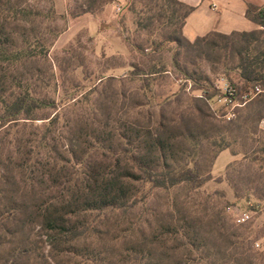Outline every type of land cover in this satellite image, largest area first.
<instances>
[{"label": "trees", "instance_id": "obj_1", "mask_svg": "<svg viewBox=\"0 0 264 264\" xmlns=\"http://www.w3.org/2000/svg\"><path fill=\"white\" fill-rule=\"evenodd\" d=\"M43 1L0 0V133L23 131L21 136H12L13 151L8 148L5 158L6 149L0 150V164L8 172L2 176L8 189H0V264H98V255L113 257L99 229L108 232L110 221L138 206V197L144 200L156 189L178 186L196 191L214 180L213 166L222 151L237 152L222 143L223 127L215 121L235 123L243 130L252 117L264 120V92L238 109L235 119L218 118L210 101L219 92L200 65L223 63L239 94L264 89V6L247 7L256 30L212 32L190 41L184 36V26L192 7L178 0H129L128 11L141 38L139 42L126 39L133 60L129 71L120 78L103 77L102 88L84 93L75 83L56 98L42 95L37 75L28 71L19 75L20 68L35 64L38 58L50 64L48 48L32 38L35 25L54 13V7L46 12L37 5ZM73 2L67 10L71 17L93 15L105 20L116 0ZM119 24L124 29L122 20ZM167 53L176 72L192 83V90L204 91L202 97L188 93V86L179 83L177 90L157 92L158 81L172 74L164 61ZM126 78L140 79V87L127 89ZM244 109L248 116L239 114ZM246 131L254 134L251 128ZM204 142L218 148L207 168L201 166L206 160L201 152ZM41 152L43 157H39ZM14 154L22 157L14 159ZM58 162L71 168L57 167ZM17 169L32 176L30 191L21 187ZM202 169H207L205 175ZM136 183L142 185L141 190ZM234 194L241 197L236 190ZM216 223L222 229L225 226L220 216ZM199 224L193 217L181 216V236L189 238L191 246L197 238L206 239ZM93 238L100 248L95 257V252L88 255ZM140 247L137 244L134 254L127 253L135 262Z\"/></svg>", "mask_w": 264, "mask_h": 264}, {"label": "rangeland", "instance_id": "obj_2", "mask_svg": "<svg viewBox=\"0 0 264 264\" xmlns=\"http://www.w3.org/2000/svg\"><path fill=\"white\" fill-rule=\"evenodd\" d=\"M128 1L116 0L115 4L122 5L121 10L112 21L107 22L111 15L110 8L109 16L101 20L99 27H96L92 20L73 18L67 13L69 3L74 5L73 0H54V2L45 0L37 4L46 12L54 7L52 15L43 23L35 25L36 31L32 36L48 48L47 58L52 66L50 67L46 58H38L35 64H27L25 69L20 68V77L24 71L32 72L39 77L36 83L40 86L38 89L42 95L49 93L51 97L56 98L63 93V90H72V85L75 83L84 93L94 87L102 88L100 79L103 77H123L133 61L126 39L131 38L138 42L141 39L136 35L134 15L128 11ZM64 7H67V10ZM120 20L123 21L124 29L119 24ZM22 40L23 37H20L19 45L23 43ZM262 40L264 41V33ZM262 47L264 48V45ZM170 57L171 55L167 53L164 61L172 74L158 81L159 86H156V89L159 94L167 93L171 87L177 90L178 83L187 85L188 88L192 85L191 82L184 81L172 67ZM200 65L214 83L221 75H227L223 63L211 61ZM62 75L64 79L61 78ZM231 75L238 83L236 74ZM130 80L131 78H126L127 89L140 87V79ZM191 92L193 90L188 91ZM197 94L200 92L197 91L195 95ZM213 104L214 109H221L217 100H214ZM239 114L249 115L245 109L240 110ZM252 118L243 130H241L242 126H236L235 123L231 126L214 122L223 127L225 141L222 143H229L234 150L243 152L247 158L233 163L227 176L226 173L214 176V180L206 182L196 191L178 186L169 190L156 189L144 199L145 201L138 197L140 199L138 206L130 213L110 221L107 226L108 232H105V228L98 230L104 245L113 249V255L111 254L113 257L109 259H103L98 255V264H141V262L142 264H264V172L262 170L264 153L260 152L264 149V120L258 122L257 118ZM246 128H251L254 134L245 132ZM14 135L21 136L23 131L19 133L12 131L11 135L6 136L4 132L0 133V150L6 149L3 158L7 156L8 148L13 151L9 143ZM59 142V149L63 152L64 141L60 138ZM202 148L201 152H204L206 160L201 166L207 168L211 165L214 152L218 148L207 142L203 143ZM43 156L41 152L39 157ZM13 157L21 158L22 155L14 154ZM256 158L262 161L255 162ZM224 159L221 158L217 171L221 168ZM63 165L71 168V164L63 162H58L57 167ZM11 166L14 169V165ZM206 171L207 169H202V174L205 175ZM7 173L5 165L0 164V189H8L2 179ZM15 173L18 175L21 187L30 191L32 184L30 173L24 175V171L20 169L15 170ZM136 186L139 190L142 189L141 184L136 183ZM35 189L38 191L37 187ZM234 190L241 196L239 199L235 194L233 196ZM52 195L58 194L53 192ZM32 197L37 196L33 193ZM250 211H252L250 222L241 226L236 224L237 215ZM184 215L197 219L206 237L204 240L197 238L194 246H191L189 238L181 236V216ZM219 216L225 225L223 229L216 223ZM96 241L97 239L93 238L88 242L89 256L95 257L100 249ZM137 244H141L140 250L137 251L142 261L138 258L135 262L131 254H134ZM93 252L95 254L92 255ZM128 252L131 254H127Z\"/></svg>", "mask_w": 264, "mask_h": 264}, {"label": "crops", "instance_id": "obj_3", "mask_svg": "<svg viewBox=\"0 0 264 264\" xmlns=\"http://www.w3.org/2000/svg\"><path fill=\"white\" fill-rule=\"evenodd\" d=\"M192 7L193 12L189 15L184 26V36L190 41L198 37L206 36L212 32L231 34L233 32H250L258 29V26L247 17L248 5L257 7L264 6V0H178ZM121 4L117 3L111 7V15L107 22L112 21L121 10ZM67 10V7H64ZM82 19L92 20L99 27L101 20L93 15H85ZM129 51V50H128ZM224 162L219 171L217 167L221 158ZM243 152L233 153L231 149L222 151L215 160L212 174L221 176L227 172L228 167L243 160ZM234 196V193H233Z\"/></svg>", "mask_w": 264, "mask_h": 264}, {"label": "built area", "instance_id": "obj_4", "mask_svg": "<svg viewBox=\"0 0 264 264\" xmlns=\"http://www.w3.org/2000/svg\"><path fill=\"white\" fill-rule=\"evenodd\" d=\"M215 88L219 92V95L216 99L220 103V108H224V111L221 109H214V100L210 101L213 110L218 118L231 121L236 118L238 109L244 107L249 101L254 99L256 96L264 92V89L261 87H256L252 89L249 93L239 94L237 87L231 83L226 75H221L217 81L214 83ZM188 91L192 90V85L187 88ZM195 94L197 91H193ZM200 94L197 96L202 97L204 91H198ZM264 171V168H263ZM252 211L243 212L240 215H237L235 218L236 224L243 225L251 221ZM259 247V244H257Z\"/></svg>", "mask_w": 264, "mask_h": 264}]
</instances>
